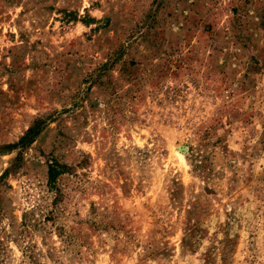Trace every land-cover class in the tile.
<instances>
[{"label":"rangeland","instance_id":"obj_1","mask_svg":"<svg viewBox=\"0 0 264 264\" xmlns=\"http://www.w3.org/2000/svg\"><path fill=\"white\" fill-rule=\"evenodd\" d=\"M0 264H264V0H0Z\"/></svg>","mask_w":264,"mask_h":264},{"label":"trees","instance_id":"obj_2","mask_svg":"<svg viewBox=\"0 0 264 264\" xmlns=\"http://www.w3.org/2000/svg\"><path fill=\"white\" fill-rule=\"evenodd\" d=\"M41 121H38L34 124L33 127H31L27 133L25 134V136H23L19 143L13 146H9V147H21L24 148L30 144H32L35 139L39 136L41 129H40V125H41ZM66 166L61 165L57 162H54L53 164H50L48 166V179H49V184L50 187L54 190H56V185H57V180L58 177L63 174V171L65 170Z\"/></svg>","mask_w":264,"mask_h":264}]
</instances>
